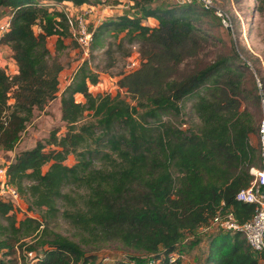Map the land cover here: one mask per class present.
<instances>
[{"label":"trees","instance_id":"1","mask_svg":"<svg viewBox=\"0 0 264 264\" xmlns=\"http://www.w3.org/2000/svg\"><path fill=\"white\" fill-rule=\"evenodd\" d=\"M66 1L79 6L92 0H0V7L12 10L0 44L11 46L19 69L10 76L0 68V145L14 149L35 108L59 91L67 126L62 135L51 131L54 148L37 141L7 165L8 181L42 218L29 211L19 217L17 203L0 196V264H184L173 255L185 236L220 211L232 210L241 222L255 211L237 192L250 185V168L262 165L251 134L258 133L263 115L264 74L235 46L183 70L186 59L204 47L203 17L215 13L195 0L163 5L140 0L135 14L117 12L98 21L90 52L104 49L112 65L115 45L138 43L140 66L118 82L136 102L120 93H93L90 85L100 75L90 58L61 89L63 64L52 56L47 39L55 34L57 50L67 47L72 30L66 6L59 5ZM46 3L57 8L49 10ZM257 8L264 12V0ZM151 17L158 22H147ZM191 97L200 122L183 128L185 121L173 117ZM86 111L93 118L82 121ZM70 153L76 155L74 164L66 162ZM74 186L83 191L72 193ZM59 216L67 228L57 227ZM112 244L127 258L98 257L97 250ZM18 245L35 251L37 260L5 258ZM206 261L264 264L241 230L221 228L211 237Z\"/></svg>","mask_w":264,"mask_h":264},{"label":"rangeland","instance_id":"2","mask_svg":"<svg viewBox=\"0 0 264 264\" xmlns=\"http://www.w3.org/2000/svg\"><path fill=\"white\" fill-rule=\"evenodd\" d=\"M138 1L140 0H92L84 7H77L71 3H67L66 9L74 14L84 13L90 19V25L95 24L99 19L107 17L104 13L105 9L116 12H129L135 14L139 11ZM181 0H149L151 5H163ZM225 6L232 10L235 19V33L228 31L224 28L218 18L213 14L205 15L201 25L204 27L207 35V39L204 42V47L195 58L186 59L181 67L183 70H187L189 67L194 66L197 62L204 64L215 59L220 53L231 52L234 48L241 50V53L245 55L254 68L264 74V12L257 8L258 0H220ZM49 10L57 8V5L46 3ZM60 7V6H59ZM62 7V6H61ZM89 8L93 11L89 12ZM11 8L8 6L0 7V20L7 15H11ZM147 22L153 24L158 20L155 18H149ZM36 31L39 30L38 24L34 25ZM3 32L0 31V35ZM122 35V34H121ZM113 42H118L117 39L111 38ZM57 35H51L47 39L48 47L50 48L53 57H56L63 64V69L60 73V88L69 82L71 76L77 69V67L86 59L90 58V63L94 70H97L100 75V80L97 84H91L90 90L95 93H120L122 97L135 103L134 100L124 87H120L119 78L124 72H129L140 66V58L137 56L138 43H130L125 41L122 47L114 48V54L116 62L110 65L112 56L105 53L104 49H97L89 56H85L76 40L74 35H69L65 38L67 47L63 50H57L56 48ZM234 48V49H235ZM256 66V67H255ZM0 68L6 69L10 76H15L19 69L16 59L14 57L11 46L7 43L0 44ZM9 102H14L13 91H10ZM61 91L58 92V96L49 100L43 108H35L34 115L27 123V127L22 132L21 137L12 150L5 149L0 145V168L7 166L20 151L33 147L37 141H42L46 144V150H50L55 147L53 143L49 141L50 133L53 129L58 130V134L62 135L67 130L65 121L62 118V109L60 101ZM78 100H85L82 94L77 95ZM193 98H186L183 104V113L173 119L175 121H185L180 123L181 127L187 128L188 126H196L200 120L195 110L192 107ZM168 117V116H165ZM90 111H86L82 121L92 119ZM251 141L254 145L259 146L257 133L251 134ZM77 161L76 155L70 153L66 159L68 164H74ZM48 168V164L44 166V170ZM70 190L69 187L65 188ZM72 193L76 194L77 191H83V189L72 187ZM18 205V204H17ZM65 203H61V209L65 206ZM18 216L24 217L27 211L33 212L38 217L42 218V214L39 210L32 211L29 209V203L26 199L20 198V203L17 207ZM58 228L65 229L68 223L61 216L58 217ZM219 231V228L213 223V218L206 224L198 227L193 233L185 236L178 249L174 252L175 256L182 257L184 264H207V256L209 252V244L211 237ZM99 258H104L108 261H113L118 258H127L128 253L116 244L109 245L100 250H97ZM0 254L1 251H0ZM35 251L26 252L24 245H18L16 250L11 255H4L5 258H13L20 263L25 259L28 261H35Z\"/></svg>","mask_w":264,"mask_h":264},{"label":"built area","instance_id":"3","mask_svg":"<svg viewBox=\"0 0 264 264\" xmlns=\"http://www.w3.org/2000/svg\"><path fill=\"white\" fill-rule=\"evenodd\" d=\"M193 1V0H181ZM203 7L211 9L219 18L222 25L230 32L235 33V19L232 10L221 3L220 0H195ZM60 6L65 4L59 3ZM68 20L71 26L74 39L85 56H89L91 52V42L93 38L94 26L90 25V19L84 13L74 14L66 9ZM93 10L89 8V12ZM10 15L5 16L0 20V31L4 32L10 25ZM138 56V55H137ZM139 57V56H138ZM251 65V62L248 61ZM258 83L261 85L259 78ZM262 109L263 115L259 123L257 138L261 154L262 165H253L250 172L253 174V179L247 187L240 189L237 192V197L242 200L250 201L255 204L253 215L246 221H239L232 210L220 211L213 217V223L223 230L236 231L241 230L248 242L253 248L261 252L264 260V95L262 94ZM0 196L3 199L13 200L18 205L20 203V193L16 186L8 181L7 166L0 168ZM175 254L173 258H175ZM151 264L153 261L150 262Z\"/></svg>","mask_w":264,"mask_h":264},{"label":"crops","instance_id":"4","mask_svg":"<svg viewBox=\"0 0 264 264\" xmlns=\"http://www.w3.org/2000/svg\"><path fill=\"white\" fill-rule=\"evenodd\" d=\"M65 3H71L72 5H75L73 2H71V1H66ZM87 3H85V4H82V5H77V7H84L85 5H86ZM76 6V5H75ZM121 12V11H120ZM104 13L107 15V16H109V15H111V14H114L112 11H109L108 9H105L104 10ZM117 13V12H116ZM106 17V16H105Z\"/></svg>","mask_w":264,"mask_h":264}]
</instances>
